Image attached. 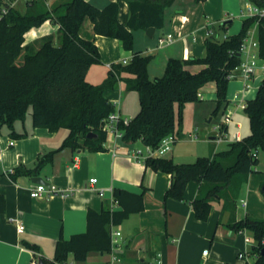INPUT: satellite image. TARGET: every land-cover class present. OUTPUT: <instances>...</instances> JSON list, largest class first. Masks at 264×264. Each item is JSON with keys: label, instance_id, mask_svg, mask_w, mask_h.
<instances>
[{"label": "trees", "instance_id": "1", "mask_svg": "<svg viewBox=\"0 0 264 264\" xmlns=\"http://www.w3.org/2000/svg\"><path fill=\"white\" fill-rule=\"evenodd\" d=\"M119 1L110 0L101 8L89 0H60L50 6L44 0H28L25 11L0 1V8L3 4L8 6L7 12L0 17V134L5 125L13 137L20 136L15 132V122L24 121L31 109L33 126L53 132L67 130L60 149L105 150L107 133L102 125L116 110L105 91L122 81L127 90L138 92L140 110L128 124L119 123L123 130L121 140L126 143L140 140L145 145L157 147L167 135L179 134L184 108L188 103L201 100L198 93L203 86L216 83L215 114L229 103V75L242 63L241 47L256 25L257 54L264 60V16L253 15L244 17L240 30L226 37L221 34L226 33L232 20L212 24L205 40L204 56L170 57L161 76L151 78L148 71L151 56L134 51L127 64H113L103 82L92 83L87 73L102 59L95 41L80 34L86 18L93 23L96 34L117 38L130 51L134 49V31L162 28L165 10L175 2L125 0L129 5V19L123 24L119 20ZM249 2L264 8V0ZM46 21L59 26L57 40L53 34H47L26 42V33ZM194 65L202 68L193 71ZM244 111L250 132L229 143L227 149L199 156L188 163H176L167 157H148L145 163L171 175L166 198L182 200L188 183H199L198 192L191 201L198 219L207 220L214 202L222 201V212L230 213L227 225L234 231L248 230L254 234L257 242L252 248L256 254L253 264H264V218L236 217L241 186L256 170L259 152L264 151V77L256 96L246 101ZM221 126L222 132H226V124L221 123ZM90 132L96 135L88 136ZM53 154L54 151H50L41 155L33 169L17 167L12 175L37 173L52 160ZM113 194L114 201L123 209L110 207L101 212L89 209L86 231L69 238L61 235L53 259H47L40 254L38 246L26 242L35 252V259L43 260V264H65L71 255L77 261H84L90 251H110V226L120 224L130 213L144 208L143 193L115 188ZM6 207V198L0 194V214Z\"/></svg>", "mask_w": 264, "mask_h": 264}, {"label": "crops", "instance_id": "2", "mask_svg": "<svg viewBox=\"0 0 264 264\" xmlns=\"http://www.w3.org/2000/svg\"><path fill=\"white\" fill-rule=\"evenodd\" d=\"M89 1L101 8L110 2ZM244 1L250 3L249 0H205L199 3L175 0L165 10L164 26L156 29L153 37H149L145 30L134 31V49L130 51L123 47L119 39L96 34L93 23L86 18L80 34L95 41L102 59L101 65L90 67L88 81L95 84L103 82L113 64H123V59L130 61L134 51L151 56L148 65L151 78L163 75L170 57L204 56L205 40L212 24L226 20H232V23L241 20L242 24L247 12L242 10L239 15L238 9L243 7ZM119 6V20L127 24L129 5L120 0ZM58 27L46 21L26 33V42L47 34H53L57 40ZM240 28L241 25L229 33H222L221 37L237 33ZM250 32L257 36V25ZM169 33L174 34L175 40L158 45V38ZM140 38L144 39V48L140 46ZM263 67L264 60L258 59L257 71L250 80L237 77L229 82V103L222 112L231 111L233 116L226 123V139L222 143L216 141L220 130L211 133L209 128L202 126V121L195 120V129L203 127L204 135L200 136L199 132L186 129L181 124L172 150L163 157L172 158L176 163L193 162L199 156L227 149L229 143L247 135L250 131L246 132V123L249 120L244 107L248 99L256 96L264 77ZM201 68V65H194L192 70ZM201 91L202 100L216 101L215 82L203 86ZM231 94L232 100L229 99ZM105 96L122 117L132 119L140 110L138 92L127 90L122 81L115 88L106 90ZM236 96L241 99H236ZM212 119L213 116L209 121ZM15 132L20 136L13 137L11 130L4 125L0 134V194H4L7 202L5 212L0 214V264H33L35 252L26 242L38 246L40 254L47 259H53L56 242L61 235L69 238L86 231L89 209L98 212L110 207L113 210L123 209L114 201L115 188L143 193L144 197L141 211L132 212L120 224L110 226V229L122 232L120 243L124 264L156 262L158 257L161 260L158 264H253L255 261L256 254L252 248L257 241L253 232L232 230L227 225L230 213L222 212V201L214 202L207 220L195 216L191 201L198 192V182L188 183L182 200L165 197L171 175L146 165V149L139 145L140 140L126 143L121 138L107 135L106 149L102 151L70 147L60 149L67 130L53 132L33 126L31 109L24 121L15 122ZM11 141H14L12 145ZM137 149L143 153L139 160L132 156ZM50 151H54L52 160L37 173L12 175L19 166L33 169L38 158ZM258 156L260 162L256 170L241 186L237 219L246 215L264 218V161L260 152ZM36 176L43 177L47 186H55L67 194L32 197L30 188L38 183L33 179ZM92 177H97L95 184L90 181ZM20 222L25 225L23 231L17 229ZM206 250L207 254L204 253ZM243 251L247 255L246 260L238 257ZM110 258V251H90L86 260L77 261L71 255L65 264H108Z\"/></svg>", "mask_w": 264, "mask_h": 264}, {"label": "built area", "instance_id": "3", "mask_svg": "<svg viewBox=\"0 0 264 264\" xmlns=\"http://www.w3.org/2000/svg\"><path fill=\"white\" fill-rule=\"evenodd\" d=\"M3 1V3H8L10 6H15L17 3L20 2V0H0ZM7 7L5 4L0 8V17L7 12ZM253 15H260L264 16V8H260L252 3L247 4V13L246 16H253ZM211 30L208 31V35L210 34ZM226 37V35H224ZM175 40V36L173 33H169L164 36H160L158 38V45H164L171 43ZM243 52V61L242 63L237 66L229 75L231 79H235L237 77H240L244 79L245 81H248L252 78V76L257 71V61L259 59L258 57V39L257 36H254L251 32L249 33V36L245 39V42L243 43L242 47ZM123 64H127L129 61L127 59L122 60ZM264 68V67H263ZM198 96L200 99H203V93L200 90L198 93ZM236 99H241L240 97L236 96ZM232 112L229 111L225 114L224 122L223 123H229L232 119ZM130 118L122 117L116 110L111 112L105 119L102 125V128L106 131L107 135H113L116 138H121L123 135V130L119 128V123L123 122L125 125L130 122ZM219 128V134L216 137V141L218 143H222L226 139V132H222V126L221 124L218 125ZM177 140V137L175 134H169L166 137L162 139V141L159 143L157 147H151L149 145H145L146 149V158L148 157H163L167 152L171 151L173 148V145L175 144ZM14 141L10 142V145H12ZM143 153L141 150H135L132 153V156L134 159L139 160L140 156H142ZM91 183L95 184L97 182V177H92L90 179ZM54 193H60L62 195H66L67 193L62 191L61 189H58L55 186H47L45 183H37L33 187L30 188V195L32 197H43V196H50ZM101 194L103 192L101 191ZM114 226V225H112ZM18 231H23L25 229V225L23 223L17 224ZM111 234V258L108 264H124L123 257H122V248H121V237L122 232L119 229L112 228L110 229ZM207 250L204 252L207 254ZM238 257L240 259L246 260L247 255L246 253L240 252L238 254ZM161 263V260L157 259L156 262H148V263H138V264H158ZM33 264H38V261L35 259L33 261Z\"/></svg>", "mask_w": 264, "mask_h": 264}, {"label": "rangeland", "instance_id": "4", "mask_svg": "<svg viewBox=\"0 0 264 264\" xmlns=\"http://www.w3.org/2000/svg\"><path fill=\"white\" fill-rule=\"evenodd\" d=\"M44 1L47 3V5L50 6L53 3H56V2H58L60 0H58V1L57 0H44ZM242 3H243V7H239V9H238L239 15H241L242 10L247 12V4L248 3L245 2V1L242 2ZM39 4H42V1H39ZM16 6L21 11H25V8L27 6V2H26V0H20V2L17 3ZM241 19H242V17H241ZM240 25H241V20H240V22H239V20L238 21H234V23H232L229 26V28L226 31V33H229L231 29L234 30L235 27H239ZM139 42H140L141 48H144L145 47L144 39L140 38ZM97 65H101V63H97ZM231 80H233V79H231ZM231 95L232 96L229 97L230 100L233 99V94H231ZM215 105H216V101L207 100V99H205V100L201 99L200 101L188 103L185 106L184 111H183L182 124H184L186 126V129L190 128V130L195 131V132H199L200 136H202V135H204L203 127H198V128L195 129V127L193 125L195 120H200V121L203 122L202 126H205V127L209 128L211 130V133H216L217 131H219L218 124L220 125L221 123L224 122L225 113L222 112V109H223L222 108L215 114L213 112L215 107H216ZM211 116H213V119L209 121V118ZM246 127H248L246 132H249L250 131L249 122L246 123ZM64 130H66V129H64ZM210 135L212 136L213 134H210ZM139 145L141 147H143V149H145V145H144V143L142 141L139 142ZM260 157L264 161V151H260Z\"/></svg>", "mask_w": 264, "mask_h": 264}, {"label": "water", "instance_id": "5", "mask_svg": "<svg viewBox=\"0 0 264 264\" xmlns=\"http://www.w3.org/2000/svg\"><path fill=\"white\" fill-rule=\"evenodd\" d=\"M155 30H156L155 27H149V28L146 30V33H147V35H148L149 37H153L154 34H155ZM93 135H96V134L93 133V132H90V133L88 134V136H93ZM33 179H34L35 181H37L38 183H46L45 179H44L43 177H40V176L33 177ZM262 252H264V250H263ZM38 264H43V260L40 259L39 262H38Z\"/></svg>", "mask_w": 264, "mask_h": 264}]
</instances>
